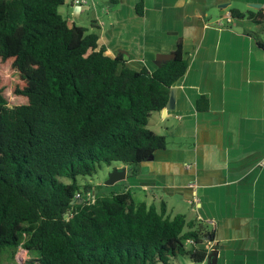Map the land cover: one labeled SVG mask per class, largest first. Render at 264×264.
Instances as JSON below:
<instances>
[{
  "label": "trees",
  "instance_id": "1",
  "mask_svg": "<svg viewBox=\"0 0 264 264\" xmlns=\"http://www.w3.org/2000/svg\"><path fill=\"white\" fill-rule=\"evenodd\" d=\"M65 1L0 0V62L10 63L11 92L24 100L10 107L0 77V254L37 252L28 264L203 263L213 232L129 191L94 193L88 203L91 187L78 183L114 163L136 175L166 148L149 119L188 69L182 42L156 71L132 70L97 34L68 23ZM232 16L264 20L260 11ZM198 109H208L206 99Z\"/></svg>",
  "mask_w": 264,
  "mask_h": 264
},
{
  "label": "crops",
  "instance_id": "2",
  "mask_svg": "<svg viewBox=\"0 0 264 264\" xmlns=\"http://www.w3.org/2000/svg\"><path fill=\"white\" fill-rule=\"evenodd\" d=\"M76 1L61 15L130 69L156 71L179 41L188 62L174 108L149 119L166 148L123 166L120 191L213 232L201 264H264V20L232 16L264 15V0H144L143 16L140 0Z\"/></svg>",
  "mask_w": 264,
  "mask_h": 264
},
{
  "label": "rangeland",
  "instance_id": "3",
  "mask_svg": "<svg viewBox=\"0 0 264 264\" xmlns=\"http://www.w3.org/2000/svg\"><path fill=\"white\" fill-rule=\"evenodd\" d=\"M11 66L10 63L0 62V77L2 86L5 87V96L8 100L10 107L22 104L24 100L19 97H15L10 89V79H11ZM123 168L121 163H114L112 166H103L97 174L92 177H78V183L83 186H90L91 190L97 196H110L112 193L121 192V183L116 182L113 185H108V181L111 173L114 169ZM63 181H68L67 179H62ZM88 189L87 191H89ZM188 228H185V231ZM37 257V252H28L24 249H6L5 252L0 254V264H24L31 261L33 258ZM189 259L186 257H179L175 260L174 264H188Z\"/></svg>",
  "mask_w": 264,
  "mask_h": 264
},
{
  "label": "water",
  "instance_id": "4",
  "mask_svg": "<svg viewBox=\"0 0 264 264\" xmlns=\"http://www.w3.org/2000/svg\"><path fill=\"white\" fill-rule=\"evenodd\" d=\"M174 57H175L174 53L169 54V55H163L162 56V60L164 62H166V61H169V60L173 59ZM175 96H176V90L174 88H171L168 102L166 104L165 109H163L162 111H164V110L170 111V110H172L174 108ZM126 175H127L126 168L114 169L113 172L110 175V178H109V181H108V185H113V184H115L118 181L126 179Z\"/></svg>",
  "mask_w": 264,
  "mask_h": 264
},
{
  "label": "built area",
  "instance_id": "5",
  "mask_svg": "<svg viewBox=\"0 0 264 264\" xmlns=\"http://www.w3.org/2000/svg\"><path fill=\"white\" fill-rule=\"evenodd\" d=\"M77 4H86V1L85 0H77L76 1ZM80 195H77V198H79ZM85 200L88 202V203H93L95 201V194L94 192H92L91 190L87 191L86 195H85ZM26 264V263H24Z\"/></svg>",
  "mask_w": 264,
  "mask_h": 264
}]
</instances>
